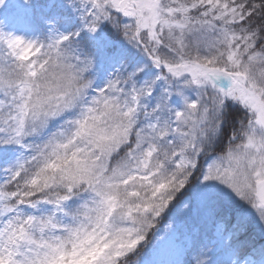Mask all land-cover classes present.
I'll list each match as a JSON object with an SVG mask.
<instances>
[{
    "label": "snow or ice",
    "instance_id": "snow-or-ice-1",
    "mask_svg": "<svg viewBox=\"0 0 264 264\" xmlns=\"http://www.w3.org/2000/svg\"><path fill=\"white\" fill-rule=\"evenodd\" d=\"M21 4L0 264H264V0Z\"/></svg>",
    "mask_w": 264,
    "mask_h": 264
},
{
    "label": "rangeland",
    "instance_id": "rangeland-1",
    "mask_svg": "<svg viewBox=\"0 0 264 264\" xmlns=\"http://www.w3.org/2000/svg\"><path fill=\"white\" fill-rule=\"evenodd\" d=\"M19 11H23V8L18 3V0H9L8 8L3 11H0V16H7L9 15V13H15ZM149 239H151V237H149ZM141 251H145V249L142 248ZM132 260L135 261L136 257H132Z\"/></svg>",
    "mask_w": 264,
    "mask_h": 264
},
{
    "label": "trees",
    "instance_id": "trees-1",
    "mask_svg": "<svg viewBox=\"0 0 264 264\" xmlns=\"http://www.w3.org/2000/svg\"><path fill=\"white\" fill-rule=\"evenodd\" d=\"M18 3L22 6V4H21V0H18Z\"/></svg>",
    "mask_w": 264,
    "mask_h": 264
}]
</instances>
